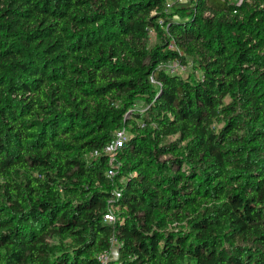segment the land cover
Returning a JSON list of instances; mask_svg holds the SVG:
<instances>
[{
  "label": "trees",
  "instance_id": "trees-1",
  "mask_svg": "<svg viewBox=\"0 0 264 264\" xmlns=\"http://www.w3.org/2000/svg\"><path fill=\"white\" fill-rule=\"evenodd\" d=\"M244 1L0 0V264H101L112 238L108 264H264V0ZM179 59L195 74L160 68ZM122 128L111 179L94 153Z\"/></svg>",
  "mask_w": 264,
  "mask_h": 264
},
{
  "label": "built area",
  "instance_id": "built-area-1",
  "mask_svg": "<svg viewBox=\"0 0 264 264\" xmlns=\"http://www.w3.org/2000/svg\"><path fill=\"white\" fill-rule=\"evenodd\" d=\"M238 1L239 0L231 1L236 8L240 6V4L237 3ZM182 2L183 0H166L165 11L171 10L174 5ZM234 13H236V11H234ZM152 14H155V11H153ZM205 15L210 16L211 13L207 12ZM168 49L172 51H178V48L173 40L168 43ZM180 56L181 57L183 56L182 53H180ZM186 67L187 64L182 63L180 59L160 66L161 69H164L167 73L171 75H177L180 72H183L186 69ZM128 138L129 137L126 129L125 128L119 129L115 132L113 139L108 144H106L101 151H95L94 153V156H98L103 153L108 157L109 168L107 171V176L111 179L115 178L119 172L120 163L117 161L116 155L124 146V144L128 141ZM121 197H122V189L114 190L113 199L110 201V203H113L114 201H118ZM104 221L108 224H114L117 221L112 209H110L109 212L104 216ZM110 244H111V250L113 248L118 249L120 247V242L118 241L117 238H112L110 240ZM109 253L110 252H104L100 254L99 261L101 264H108Z\"/></svg>",
  "mask_w": 264,
  "mask_h": 264
},
{
  "label": "rangeland",
  "instance_id": "rangeland-1",
  "mask_svg": "<svg viewBox=\"0 0 264 264\" xmlns=\"http://www.w3.org/2000/svg\"><path fill=\"white\" fill-rule=\"evenodd\" d=\"M230 1H235V0H230ZM244 0H239L237 3L240 4V6H242L244 4ZM191 3V0H183V2L177 6L179 7H186L189 6ZM160 43V38L159 35L156 33V31L151 30L149 32V46H155L157 44ZM193 74H195V70L192 67V65L187 64L186 69L183 72H180L177 75H181L183 78H189L191 77ZM149 105L147 104H141L140 106H138V110L141 114H146L149 110ZM128 130V129H127ZM129 133V131H128ZM114 212L115 218L116 220L118 219V208H115L112 210ZM118 259V249L117 248H113L110 253H109V261H116Z\"/></svg>",
  "mask_w": 264,
  "mask_h": 264
}]
</instances>
